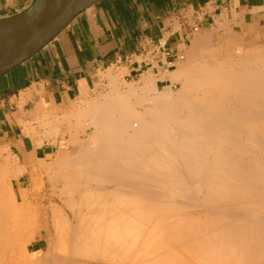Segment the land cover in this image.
<instances>
[{"label":"bare ground","instance_id":"6f19581e","mask_svg":"<svg viewBox=\"0 0 264 264\" xmlns=\"http://www.w3.org/2000/svg\"><path fill=\"white\" fill-rule=\"evenodd\" d=\"M251 53L212 65L186 54L161 87L152 72L125 86L108 75L109 91L82 100L55 157L38 159L17 187L20 201L0 185V218L9 216L0 228L17 241L0 264H264V58ZM2 156L4 166L11 155ZM21 165L8 164L12 178ZM42 237L43 258L30 255Z\"/></svg>","mask_w":264,"mask_h":264},{"label":"crops","instance_id":"0c3cea01","mask_svg":"<svg viewBox=\"0 0 264 264\" xmlns=\"http://www.w3.org/2000/svg\"><path fill=\"white\" fill-rule=\"evenodd\" d=\"M31 2L0 0V18ZM184 10L191 18L180 17ZM223 13L242 14L243 30L254 25L252 40H264V0H99L36 54L0 76V163L9 154L24 167L18 179L12 178V187L17 191L26 184L38 159L55 154L54 144L36 145L24 135L22 121L41 110H63L108 82L110 74L127 80L152 72L158 87L166 84V73L175 69L194 37L186 23L193 18L203 29Z\"/></svg>","mask_w":264,"mask_h":264},{"label":"rangeland","instance_id":"374dc122","mask_svg":"<svg viewBox=\"0 0 264 264\" xmlns=\"http://www.w3.org/2000/svg\"><path fill=\"white\" fill-rule=\"evenodd\" d=\"M185 11V10H184ZM232 16H234V17H232ZM232 19H231V18ZM242 17V14H240V13H237V14H233V15H228V14H225V13H223V14H221V15H218V16H215V20H214V22L213 23H211L210 25H208L206 28H203V29H200V25L198 26L197 25V28L196 29H194L193 30V33H194V37L195 38H199L198 40H202L200 43H201V47L203 48V49H206V50H212L213 48L214 49H217V48H220V50H216L217 52H215L214 51V54H213V56H215L214 57V60L213 59H211V57L213 58V56H211V57H209V55L207 54V53H204L203 51V54H202V52L200 53V46L199 45H197V49H198V51H197V49L195 48V50L194 51H191L190 49L192 48H190V46H192L193 44H194V41H195V39H194V37H193V39L194 40H192L193 42H192V44L189 46V47H187V53L184 51V53H183V55H185V56H183V57H180L179 59L182 61L183 59H185L186 58V54H188V56H189V54H193V57H194V55H195V57L194 58H191V56L189 57V58H186L185 60L187 61L188 59L190 60V62H193L194 60L195 61H197V62H200V63H203V61L204 62H207L208 64H210V65H212V63L213 62H215V60H217V61H227V60H231V59H236V57L235 56H237L238 54H240V52L242 51V49H243V47H248L249 49H251V54L252 55H254V56H257L258 57V55H260V56H262V58H264V40H262V39H259V40H252V34H254V35H257V34H255V33H257V31H256V27L254 26V25H249V27L252 29L251 31H246V30H242L243 28H240V27H242V24H241V22H239V18H241ZM225 20L227 21V23L225 22ZM229 21V22H228ZM234 21V22H233ZM219 23V22H221V24L223 25V27H222V25L221 24H217V23ZM225 22V23H224ZM186 24H188V26H190L189 24H191V25H193L194 24V21H191L190 20V22H187ZM218 27H216V26ZM221 25V27L219 28V26ZM225 25V26H224ZM216 28H215V27ZM245 27V26H244ZM213 30H212V29ZM216 29H218V30H216ZM245 29H246V27H245ZM214 31L215 32V34L216 35H214V34H212V31ZM197 31V32H196ZM211 31V32H210ZM254 31H255V33H254ZM207 33H209V34H207ZM202 34V35H201ZM207 34V37H208V35H210V37H208L209 39H204V37L203 36H205V35ZM232 34V35H231ZM240 34H242L241 35V37H240ZM247 34V35H246ZM197 35H199V36H197ZM200 35L203 37V39H202V37L200 38ZM238 35H239V37H238ZM249 36V37H248ZM229 39V40H228ZM209 40V41H208ZM232 40H233V42H232ZM203 41H205V42H203ZM207 41V42H206ZM226 41V42H225ZM227 41H229L228 43H227ZM196 42V41H195ZM209 42H211V43H209ZM243 43V45L241 44V48H240V50L239 49H235L234 47L238 44V45H240L239 43ZM199 43V44H200ZM202 43L204 44V46L202 45ZM206 44V45H205ZM225 44V45H224ZM230 46H229V45ZM217 45V46H216ZM221 47H220V46ZM213 46V47H212ZM216 46V47H215ZM219 46V47H218ZM212 47V48H211ZM229 47V48H228ZM202 48H201V50H202ZM208 48V49H207ZM222 48V49H221ZM238 48V47H237ZM226 49V50H225ZM235 49V50H234ZM188 50H190V51H188ZM197 53H196V52ZM229 51V52H228ZM192 52H195V53H192ZM223 52V53H222ZM220 53V54H219ZM200 54V55H199ZM206 54V55H205ZM225 55H226V57H225ZM228 55V56H227ZM233 55V56H232ZM208 56V57H207ZM229 56H231V57H229ZM239 57V55L237 56V58ZM201 58H203V59H201ZM205 58V59H204ZM217 58V59H216ZM231 58V59H230ZM224 59V60H223ZM184 60V61H185ZM210 63H209V62ZM183 62V61H182ZM184 66H186V64H184ZM148 73V72H147ZM147 73H143V74H141L138 78L140 79V78H142L144 75H146ZM153 76V75H152ZM154 77V76H153ZM138 78L136 79L135 77L134 78H129V79H123V78H121V79H119V81H120V83L121 84H123V83H125V84H123L122 86H125L127 83H129V82H134V81H137L138 80ZM121 80L123 81H125V82H121ZM128 81V82H127ZM141 83V82H140ZM168 83V82H167ZM108 85V82H106V83H104V84H101L100 85V87H98V89L97 90H94L91 94H87V95H82L79 99H77L76 101H74V102H72L70 105H68V106H66L63 110H61V111H54V110H45L43 113H45V114H42V112H39V113H37V114H34L33 116H31V118L30 119H28V120H26V121H22L21 123H20V125H21V127H22V132H23V134L24 135H26V136H30L29 138L34 142V144H36V143H39V144H36V145H41V146H45V145H47V144H49V143H51V144H54L55 145V153H57V147H58V145H59V140H60V131L63 129V127H64V125H65V123H71V124H74L76 121H77V111L82 107V100H84V99H90V100H92V98H94L95 97V95L96 94H98V93H105V92H108L109 91V85ZM161 87V86H160ZM138 107H141V106H139L138 105ZM74 109V110H73ZM47 113V114H46ZM72 113H74V114H72ZM41 114H42V116H41ZM66 114H68L67 115V117H66ZM40 115V116H39ZM50 115V116H49ZM63 116V117H62ZM50 121H54L55 123H57L58 124V132H57V134H55V132H50V131H48V128H50V126H49V122ZM45 124V126L43 127V123ZM41 123V124H40ZM47 124V125H46ZM24 126V127H23ZM41 127H42V129H41ZM24 128V129H23ZM26 128V129H25ZM31 129H32V132H31ZM47 129V131H45ZM61 129V130H60ZM34 131V132H33ZM72 132H74V130H71ZM36 132L38 133V134H36ZM40 132V133H39ZM42 132H44V133H42ZM45 132H47V133H45ZM33 133H35V135L33 134ZM50 133V134H49ZM44 134L46 135V138H44L45 136H44ZM50 135V136H49ZM53 135H54V137H53ZM40 138H39V137ZM42 136V137H41ZM82 136H85V135H81L80 134V138H82ZM38 137V138H37ZM55 139V142H53V138ZM38 139V142L36 141ZM40 139V140H39ZM39 141H41V142H39ZM51 141V142H50ZM36 142V143H35ZM9 159H10V156L9 155H6ZM47 157L49 158V157H55V155H53V154H51V155H47ZM12 159V158H11ZM8 160L6 163H5V165L4 166H2L1 164H0V185H4V187H6L7 185L6 184H10V185H8L9 186V188L11 187L12 189H13V191L14 192H16V190L12 187V183H11V181H12V176L10 175L13 171H14V169H13V167L15 166V160L13 161V160ZM41 160L43 159L44 160V158H40ZM11 164V165H13V167L12 166H10V169L8 168V164ZM7 165V166H6ZM3 168V169H2ZM8 168V169H7ZM13 171H12V170ZM11 171V173H9V172ZM45 171L44 170H40L39 172H38V175L40 174V175H44L45 173H44ZM8 173V174H7ZM7 174V177L9 178V179H7V177L5 176ZM6 177V178H5ZM6 180V181H5ZM7 180H9V182H7ZM24 181H25V179H24ZM40 183V180L37 182V185ZM7 186V187H8ZM34 194V193H33ZM36 194V193H35ZM34 194V195H35ZM40 194H42V192L40 193ZM16 196L18 197V200L20 201V199H19V194L16 192ZM34 208L36 207V206H33ZM40 208L41 207H39V209H38V207H37V211L39 212V211H41L42 210V208H41V210H40ZM36 209V208H35ZM35 209H32L31 211H29L28 212V214L27 215H25L24 217H25V219L26 220H29L30 218H33L34 216H35V214H36V212L34 211ZM40 214V213H39ZM10 215V214H9ZM41 215V217L40 218H43V216H42V214H40ZM11 217V216H10ZM24 217H23V220L25 221V219H24ZM9 218V216H8V214L7 215H4V216H2L1 218H0V220H2V221H5V220H9L8 219ZM14 218V217H13ZM13 218L11 217L10 218V220H13ZM21 219V218H20ZM19 218H18V220H20ZM18 220H17V222H18ZM42 220H44V219H42ZM21 221H22V219H21ZM30 221V220H29ZM20 222V221H19ZM23 222V221H22ZM44 223V222H43ZM7 228V227H6ZM10 229V230H9ZM11 229H12V227L10 228V227H8V229H5V232H3L2 233V231H1V228H0V253H2V255L0 254V263L3 261V255L5 254V252L4 251H6V250H4V249H6V248H8V246H10L9 245V243L10 242H12V240H13V242L12 243H17V241H16V239L14 240V239H11ZM7 230V231H6ZM9 232L11 233V234H9ZM7 236H8V238H7ZM10 239V240H9ZM45 237H42V238H38L37 240H36V242L34 241L33 242V244H32V246H30L29 247V253H30V255H32V252H34V251H37V250H39L40 252V254L38 255L39 257H41V258H43V256H44V251H45V248H46V242H45ZM8 240H9V243H7L8 242ZM14 241H16V242H14ZM42 241V242H41ZM6 243H7V245H6ZM39 243V244H38ZM43 244V245H42ZM16 245V244H15ZM6 246V247H5ZM4 247V248H3ZM44 250V251H43ZM1 251H3V252H1ZM60 253V252H59ZM42 254V255H41ZM20 256V255H19ZM18 256V257H19ZM38 256H36V257H38ZM16 258H17V256H15ZM35 256H34V258H36ZM23 257L22 256H20L19 257V259L21 260V263H18V264H22L23 262ZM17 260H18V258H17ZM19 260V261H20ZM24 264V263H23ZM26 264V263H25Z\"/></svg>","mask_w":264,"mask_h":264},{"label":"water","instance_id":"95a60500","mask_svg":"<svg viewBox=\"0 0 264 264\" xmlns=\"http://www.w3.org/2000/svg\"><path fill=\"white\" fill-rule=\"evenodd\" d=\"M99 0H32L0 18V76L36 54L80 12Z\"/></svg>","mask_w":264,"mask_h":264},{"label":"built area","instance_id":"2783aa9c","mask_svg":"<svg viewBox=\"0 0 264 264\" xmlns=\"http://www.w3.org/2000/svg\"><path fill=\"white\" fill-rule=\"evenodd\" d=\"M181 15H180V17H182L183 20H187L188 18H191V15L189 13L185 12V11ZM187 15H189V17ZM190 20L191 21H194V24L193 25L189 24V25L192 26V29H196L197 28V25H198V22L195 21V20H193V18L190 19ZM190 20H189V22H190Z\"/></svg>","mask_w":264,"mask_h":264}]
</instances>
